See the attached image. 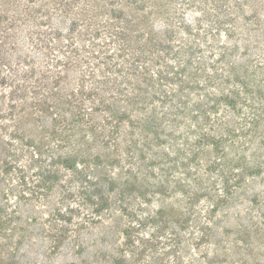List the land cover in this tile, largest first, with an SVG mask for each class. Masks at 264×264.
I'll list each match as a JSON object with an SVG mask.
<instances>
[{
    "label": "rangeland",
    "instance_id": "374dc122",
    "mask_svg": "<svg viewBox=\"0 0 264 264\" xmlns=\"http://www.w3.org/2000/svg\"><path fill=\"white\" fill-rule=\"evenodd\" d=\"M0 264H264V0H0Z\"/></svg>",
    "mask_w": 264,
    "mask_h": 264
}]
</instances>
